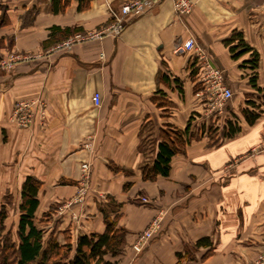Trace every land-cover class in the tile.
<instances>
[{
    "label": "crops",
    "instance_id": "crops-1",
    "mask_svg": "<svg viewBox=\"0 0 264 264\" xmlns=\"http://www.w3.org/2000/svg\"><path fill=\"white\" fill-rule=\"evenodd\" d=\"M126 1L0 0V204L8 193L21 197L32 176L40 181L35 222L61 243L103 233L106 208L125 230L123 251L104 256L111 263L176 264L178 252L208 237L189 263L250 264L264 250V103L250 81L255 75L264 88V0H192L184 15L162 0L128 17L119 35L70 47L60 45L73 34L50 39L54 26L100 28ZM237 32L258 52L256 68L250 51L233 57ZM191 37L233 90L219 113L196 95L201 61L180 50ZM14 53L29 58L1 66ZM19 100H38L28 127L12 118ZM248 101L261 108L252 123L242 110L259 108ZM228 120L240 126L231 136ZM189 124L191 139L169 174L144 179L162 130ZM158 213L159 232L137 254V234Z\"/></svg>",
    "mask_w": 264,
    "mask_h": 264
},
{
    "label": "trees",
    "instance_id": "trees-1",
    "mask_svg": "<svg viewBox=\"0 0 264 264\" xmlns=\"http://www.w3.org/2000/svg\"><path fill=\"white\" fill-rule=\"evenodd\" d=\"M80 31V28L62 29L54 26L50 39L57 41L56 35L58 32L64 33L67 37ZM234 36L238 39V44L230 49L233 52V57L238 58L250 51L251 59H249V62L253 68H256L258 65V52L246 43L240 32L235 33ZM250 81L262 93L264 103V88L256 86L255 75L251 76ZM248 103L253 108H259L255 110L245 107L242 110L246 120L252 123L259 117L261 108L260 105L256 106L252 101H248ZM238 130H240V126L228 120L224 135L231 136ZM191 135L190 124L183 130L175 127L163 129L154 160L142 166L144 179L153 180L159 175L167 176L171 169L172 157L185 149ZM39 187L40 181L32 176H28L24 181L19 205V240L14 243L8 237L5 238L3 243L0 242V253L4 252V255L0 256V264H114L106 261L104 256L108 253L117 255L123 251L125 230L117 227L116 217H111L109 209L102 208L106 222V230L103 233L80 235L75 243L68 237L66 242L61 243L51 234L49 237L46 236L45 231L38 227L35 222V213L39 205L37 197ZM118 206L120 205L118 204ZM0 217L3 220L4 213H1ZM209 244H211L210 239L203 237L197 240L193 247L186 246L183 251L177 253L178 261L176 264H191L189 261L195 258V250L200 246Z\"/></svg>",
    "mask_w": 264,
    "mask_h": 264
},
{
    "label": "built area",
    "instance_id": "built-area-1",
    "mask_svg": "<svg viewBox=\"0 0 264 264\" xmlns=\"http://www.w3.org/2000/svg\"><path fill=\"white\" fill-rule=\"evenodd\" d=\"M161 1L162 0H128L120 6L119 11H111L113 16L112 22L90 32H77L63 40L60 46L70 47L76 42L99 38L108 34L119 35L125 28L128 17L140 16ZM173 2L174 9L178 15L187 14L192 10V0H173ZM180 50L197 53L198 59L201 61L200 69L202 70V74L200 80L202 82V88L196 92V95L205 99V103L211 113L221 112L226 103L230 101L234 95L233 90L225 84L223 70L214 66L209 61L207 55L201 51V49H197V44L193 37L185 41L180 47ZM23 58L27 59L29 57ZM23 58L19 57L16 59L10 57L8 59H3L1 61V66H4L6 69H11L17 60ZM92 99L95 105L98 106L101 104L102 98L99 92H95ZM37 101L38 100H19L15 103L12 110V118L20 127L29 126L33 117V108ZM82 169L85 180H87L90 176L91 163L88 161L82 163ZM142 201L149 202V199L147 197H142ZM162 219L163 215L158 213L151 219L145 229L137 234L133 244V249L137 254L141 253L149 241L159 232ZM130 264H132V262Z\"/></svg>",
    "mask_w": 264,
    "mask_h": 264
},
{
    "label": "rangeland",
    "instance_id": "rangeland-1",
    "mask_svg": "<svg viewBox=\"0 0 264 264\" xmlns=\"http://www.w3.org/2000/svg\"><path fill=\"white\" fill-rule=\"evenodd\" d=\"M10 57L16 58V59L19 57H22V58L29 57V53L27 54L14 53ZM215 137H216V134H213L210 140H212V138L215 139ZM215 142H217V139H215ZM20 202H21V197H15L12 194L8 193L7 195H5L3 201L0 204V215L1 213H4L3 220L0 217V242L2 241L1 243H3L5 238H8V237L14 243H17L19 240L18 239V222H19V217H20V208H19ZM151 241H149V243ZM147 245L144 247V249L147 247ZM132 248H133V245H132ZM1 255H4V252H2V254L0 253V256ZM263 259H264V250H262L259 253V256L254 261H251L250 264H263L264 263Z\"/></svg>",
    "mask_w": 264,
    "mask_h": 264
}]
</instances>
